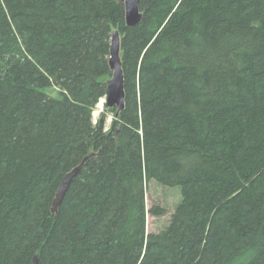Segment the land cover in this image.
<instances>
[{"label": "trees", "instance_id": "obj_1", "mask_svg": "<svg viewBox=\"0 0 264 264\" xmlns=\"http://www.w3.org/2000/svg\"><path fill=\"white\" fill-rule=\"evenodd\" d=\"M139 8L129 28L120 0H0V264H264V0ZM116 30L126 105L105 131ZM151 182L182 198L158 234Z\"/></svg>", "mask_w": 264, "mask_h": 264}, {"label": "water", "instance_id": "obj_2", "mask_svg": "<svg viewBox=\"0 0 264 264\" xmlns=\"http://www.w3.org/2000/svg\"><path fill=\"white\" fill-rule=\"evenodd\" d=\"M121 3L125 6V20L126 25L129 28H134L140 25L143 13L140 11L139 3L140 0H120ZM109 66L112 71V77L107 82V90H106V105L109 108H116L117 115L125 109V77L124 71L122 68V58H121V37L119 31L112 32L111 45H110V59ZM106 123V116L102 115L99 119V126L103 128ZM99 153L92 152L88 156H86L83 161L72 169L61 182L59 189L57 191L55 200L52 205V214L57 215L58 209L61 206L64 197L68 191L70 184L73 179L76 178L84 165L89 162L91 159L97 157ZM39 257L35 255L31 264H38Z\"/></svg>", "mask_w": 264, "mask_h": 264}, {"label": "rangeland", "instance_id": "obj_3", "mask_svg": "<svg viewBox=\"0 0 264 264\" xmlns=\"http://www.w3.org/2000/svg\"><path fill=\"white\" fill-rule=\"evenodd\" d=\"M96 110H98L99 116L94 117V120L98 121L101 114L104 113L107 117L105 124L106 128L110 130L113 126L115 114H113L112 110L107 107H104V111H100L98 107H96ZM181 200V192L179 189L167 188L156 182H151L148 184L146 199L148 210L157 206L164 208L167 211V214L162 217H153L151 214L148 215L147 230L149 234H158L163 232L169 226L171 216L175 212L176 208L180 205Z\"/></svg>", "mask_w": 264, "mask_h": 264}, {"label": "bare ground", "instance_id": "obj_4", "mask_svg": "<svg viewBox=\"0 0 264 264\" xmlns=\"http://www.w3.org/2000/svg\"><path fill=\"white\" fill-rule=\"evenodd\" d=\"M98 108L100 111H104V101L100 102Z\"/></svg>", "mask_w": 264, "mask_h": 264}]
</instances>
